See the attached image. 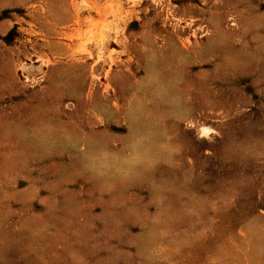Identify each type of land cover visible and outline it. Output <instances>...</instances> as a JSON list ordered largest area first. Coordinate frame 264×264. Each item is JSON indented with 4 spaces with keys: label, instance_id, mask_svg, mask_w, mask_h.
<instances>
[{
    "label": "rangeland",
    "instance_id": "obj_1",
    "mask_svg": "<svg viewBox=\"0 0 264 264\" xmlns=\"http://www.w3.org/2000/svg\"><path fill=\"white\" fill-rule=\"evenodd\" d=\"M0 264H264V0H0Z\"/></svg>",
    "mask_w": 264,
    "mask_h": 264
},
{
    "label": "bare ground",
    "instance_id": "obj_2",
    "mask_svg": "<svg viewBox=\"0 0 264 264\" xmlns=\"http://www.w3.org/2000/svg\"><path fill=\"white\" fill-rule=\"evenodd\" d=\"M210 128L206 125H202L199 129V133H201V135H207L210 132Z\"/></svg>",
    "mask_w": 264,
    "mask_h": 264
}]
</instances>
